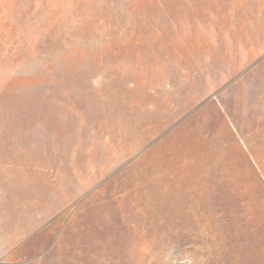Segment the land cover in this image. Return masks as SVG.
<instances>
[{
  "label": "rangeland",
  "instance_id": "374dc122",
  "mask_svg": "<svg viewBox=\"0 0 264 264\" xmlns=\"http://www.w3.org/2000/svg\"><path fill=\"white\" fill-rule=\"evenodd\" d=\"M0 264H264V0H0Z\"/></svg>",
  "mask_w": 264,
  "mask_h": 264
}]
</instances>
